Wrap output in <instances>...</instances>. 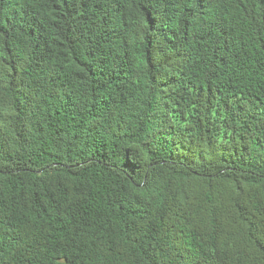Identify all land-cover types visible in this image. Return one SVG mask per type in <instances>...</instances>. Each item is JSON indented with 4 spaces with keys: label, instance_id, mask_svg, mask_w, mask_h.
<instances>
[{
    "label": "trees",
    "instance_id": "16d2710c",
    "mask_svg": "<svg viewBox=\"0 0 264 264\" xmlns=\"http://www.w3.org/2000/svg\"><path fill=\"white\" fill-rule=\"evenodd\" d=\"M0 264H264V0H0Z\"/></svg>",
    "mask_w": 264,
    "mask_h": 264
}]
</instances>
